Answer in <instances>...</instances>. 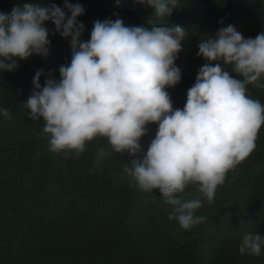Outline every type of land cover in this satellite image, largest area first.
I'll list each match as a JSON object with an SVG mask.
<instances>
[{
  "label": "trees",
  "instance_id": "trees-1",
  "mask_svg": "<svg viewBox=\"0 0 264 264\" xmlns=\"http://www.w3.org/2000/svg\"><path fill=\"white\" fill-rule=\"evenodd\" d=\"M23 2L0 0V10L9 12ZM31 2L64 7V0ZM79 2L84 6L77 17L85 25L82 40L90 38L96 19H115L117 14L128 25L184 27L183 47L175 61L182 77L167 88L174 108L184 106L187 89L206 62L197 55L201 39L228 23L245 37L264 30V0H178L164 17L155 16L154 7L141 0ZM45 23L49 53L17 58L14 70L0 71V106L11 112V119L0 113V264H264V252L241 254L238 247L245 232L264 234V125L256 147L229 170L213 202L192 184L181 194L184 200H203L195 214L204 219L185 229L169 218L172 206L158 189H139L125 170L132 157L127 151L111 152L106 137L87 141L78 155L50 150L44 119L29 117L24 101L31 95L37 69L45 70L41 85L48 70L60 77V65L71 61V37L54 31L51 18ZM223 67L240 76L231 72V64ZM246 88L249 96L264 103V78ZM147 127L141 138L145 149L157 123Z\"/></svg>",
  "mask_w": 264,
  "mask_h": 264
},
{
  "label": "clouds",
  "instance_id": "clouds-1",
  "mask_svg": "<svg viewBox=\"0 0 264 264\" xmlns=\"http://www.w3.org/2000/svg\"><path fill=\"white\" fill-rule=\"evenodd\" d=\"M141 2L164 17L178 0ZM82 12L79 0H64V7L24 0L9 12L0 10V71L14 70L17 58L49 53L45 21L51 18L54 31L71 37V61L60 65L58 79L48 70L43 85L40 76L45 70L37 69L31 95L24 101L29 117L44 119L50 150L78 155L87 141L106 137L111 152L127 151L132 157L125 170L139 189H158L172 206L169 218L191 228L204 219L195 214L203 200H184L181 194L192 184L213 202L229 170L256 147L264 103L249 96L246 85L264 78V30L245 37L228 23L201 39L197 55L206 62L187 89L184 106L174 108L167 88L182 77L175 61L183 47L184 27L128 25L117 14L115 19H96L90 38L82 40L85 25L77 19ZM225 63L240 76L230 74ZM0 113L11 119L7 107L0 106ZM150 122L157 127L145 149L141 138ZM238 247L241 254L260 256L264 234L245 232Z\"/></svg>",
  "mask_w": 264,
  "mask_h": 264
}]
</instances>
